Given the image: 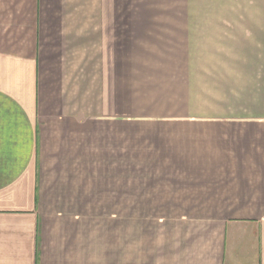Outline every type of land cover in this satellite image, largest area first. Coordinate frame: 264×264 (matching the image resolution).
Listing matches in <instances>:
<instances>
[{
	"label": "crops",
	"instance_id": "1",
	"mask_svg": "<svg viewBox=\"0 0 264 264\" xmlns=\"http://www.w3.org/2000/svg\"><path fill=\"white\" fill-rule=\"evenodd\" d=\"M221 1L0 0V264H264V0Z\"/></svg>",
	"mask_w": 264,
	"mask_h": 264
},
{
	"label": "rangeland",
	"instance_id": "2",
	"mask_svg": "<svg viewBox=\"0 0 264 264\" xmlns=\"http://www.w3.org/2000/svg\"><path fill=\"white\" fill-rule=\"evenodd\" d=\"M213 1H215L213 3ZM196 2H198V7L197 5L195 6V8H199V9H202V8H213V5H218L219 7V4L221 5L222 8H228V2H223L221 0H196ZM219 7V8H221ZM145 213L146 216H151L150 214L153 213L154 211H126V214L127 216H129V214H131L130 216H133L134 213ZM156 213H160L162 211H155Z\"/></svg>",
	"mask_w": 264,
	"mask_h": 264
}]
</instances>
